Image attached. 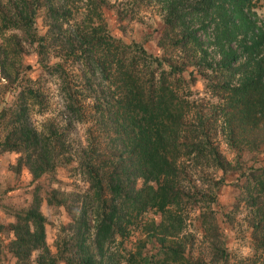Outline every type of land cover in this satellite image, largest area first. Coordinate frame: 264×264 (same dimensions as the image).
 Masks as SVG:
<instances>
[{"label": "trees", "instance_id": "obj_1", "mask_svg": "<svg viewBox=\"0 0 264 264\" xmlns=\"http://www.w3.org/2000/svg\"><path fill=\"white\" fill-rule=\"evenodd\" d=\"M76 1L85 9L76 23H68L73 7L68 4L72 0H18L15 19H9V24L27 25L40 4L48 18V21L43 19L48 25L46 31L52 28L60 31L62 25L70 31L64 48L81 59L84 72L98 74L109 90L95 93L91 108L98 115L111 116L115 122L114 137L121 149L114 155L100 154L92 158V152L83 151L78 156L74 167L84 174L88 186L80 193L77 205H68L72 214L71 220L66 222L68 235L55 241V253L49 251L46 243L45 217L35 191L25 207L12 212V236L7 240L6 249L15 257L16 264H151L150 254L147 257L139 251L129 252L122 263L119 261L122 253L118 250L128 233V225L148 208L161 214L158 225H175L176 214L170 206L181 201V186H185L179 184L180 157L194 162L199 157L205 160L204 151L209 149L206 160L212 159L218 166L226 163L209 143L203 122L188 121V112L196 104L191 98L192 86L200 75L206 79L220 78L210 87L227 93L221 109L226 119L236 113L240 123L245 112H256L254 105L263 108L264 29L256 27L249 17L253 12L252 0ZM104 3L114 5L118 15L127 18H132L140 8L154 9L162 21L156 36L158 53L152 55L140 43H126L101 33L99 30L106 29L99 9ZM94 19L100 22L93 24ZM208 44L213 47L212 51ZM209 52L213 54L210 57ZM136 57L141 58V67H136ZM64 61L46 65L42 73H56L59 111L74 120L82 115L78 104L80 93L71 87ZM233 79L235 81L231 82ZM112 84L119 87L118 91L109 88ZM34 85L38 88L40 81L35 80ZM26 91L33 95L40 92L31 87ZM22 93L20 90L14 101L0 110V122L4 120L10 126L0 140V151H20L17 168L23 163L32 177H37L62 161L58 157L59 148H55L56 140H50L32 126L28 103ZM199 133L207 139H202ZM58 142L62 146V141ZM70 159L67 158L66 163ZM213 186L219 188L216 183ZM240 186L249 205L255 207L249 223L253 245L264 251V199L261 196L264 166L247 171ZM89 189L98 199L95 206L85 199ZM190 198L206 201L207 211H201L200 221L203 228L210 225L216 231L215 212L210 206L213 193L191 192ZM47 201L58 202L51 195ZM161 245L164 246L161 264L189 260L180 250L163 242Z\"/></svg>", "mask_w": 264, "mask_h": 264}, {"label": "rangeland", "instance_id": "obj_2", "mask_svg": "<svg viewBox=\"0 0 264 264\" xmlns=\"http://www.w3.org/2000/svg\"><path fill=\"white\" fill-rule=\"evenodd\" d=\"M252 1L253 12L249 13V17L256 27L264 29V0ZM17 3L18 0H0V110L2 106L14 101L17 93L22 90V96L28 103L32 126L50 140H56L55 148H59L58 157L62 162L32 177L25 164L20 163L18 168L16 166L20 151H0V264H16L15 257L6 249L7 240L12 236V212L25 207L34 191L40 197L39 209L45 217L47 246L51 253H55V241L68 235L66 222L72 218L68 205H77L80 193L88 186L84 174L74 167L78 156L83 151L92 152V158L100 154L114 155L121 149L114 137L115 122L111 116L107 113L98 115L91 108L93 95L108 93L109 90L99 80L98 74L84 72L81 59L64 48L70 31L63 28V25L60 31L56 28L46 31L48 25L44 24L43 19L48 21V18L44 15V6L40 4L27 25L21 23L18 27L12 26L9 19H15ZM68 5L73 6L68 23H76L81 16L80 12L85 11L84 6L76 0ZM99 9L106 28L99 30L101 33L110 34L126 43H140L152 55L158 53L156 36L162 21L154 9L140 8L132 18L120 17L115 6L109 3L101 4ZM98 22L93 20V24ZM208 48L212 51L213 47L209 45ZM212 55L209 52L208 57ZM60 60H65L63 66L68 72L67 79L72 83L71 87L80 93L78 104L82 115L78 119L69 120L59 111L61 104L58 101L60 95L56 73H42L46 65ZM134 63L136 67H141V58L136 57ZM71 72L79 75H72ZM206 78L200 75L192 86L191 98L196 104L188 112V121L203 122L202 127L209 135V143L214 145L226 163L218 166L212 159L206 160L209 149L204 151L205 160L199 157L194 162L180 157L179 184L185 186L180 185L181 201L170 206L176 214L173 217L175 225L160 226L161 214L154 208L144 210L128 225V233L122 238L118 250L122 253L119 257L121 263L129 252L139 251L147 257L150 254L151 264H161L164 258L163 242L180 250L189 259L177 260L172 264H264V251L254 247L250 233L249 223L255 207L249 205L245 199L246 193L240 186L247 171L264 166V107L254 105L256 112H245L240 123L236 113L226 119L221 109L224 108L222 99L227 93L215 86L210 87L218 83L220 78ZM35 80L40 81L38 88L34 85ZM27 87L40 92L33 95L26 91ZM109 88L115 92L119 89L113 84ZM43 100L45 104L41 103ZM9 128L4 120L0 122V140ZM198 136L207 139L201 133ZM57 139L62 141V146L58 145ZM69 157L71 159L66 163ZM96 164H99V160ZM215 180L218 189L213 186ZM91 191L89 189L85 199L95 206L98 199ZM191 192L196 195L213 193L214 200L210 206L215 212L216 231L210 225L202 227L200 216L201 211H207L206 201H192ZM48 195L58 202L48 203ZM261 196L264 199V190ZM163 222L167 223L166 220Z\"/></svg>", "mask_w": 264, "mask_h": 264}]
</instances>
